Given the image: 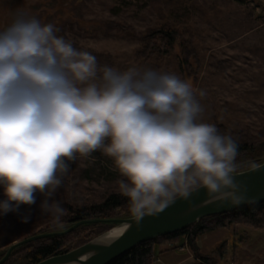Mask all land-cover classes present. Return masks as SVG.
Listing matches in <instances>:
<instances>
[{
    "label": "clouds",
    "instance_id": "1",
    "mask_svg": "<svg viewBox=\"0 0 264 264\" xmlns=\"http://www.w3.org/2000/svg\"><path fill=\"white\" fill-rule=\"evenodd\" d=\"M59 31L20 10L0 30V216L19 215L40 195L41 211L63 228L66 209L54 196L69 162L101 149L125 178L119 191L136 221L200 188L212 200L243 202L239 145L201 122L190 83L150 68L101 66Z\"/></svg>",
    "mask_w": 264,
    "mask_h": 264
},
{
    "label": "rangeland",
    "instance_id": "2",
    "mask_svg": "<svg viewBox=\"0 0 264 264\" xmlns=\"http://www.w3.org/2000/svg\"><path fill=\"white\" fill-rule=\"evenodd\" d=\"M18 10L38 17L42 24L67 20L60 33L74 47L96 56L101 66L120 71L150 68L179 76L191 84L204 108L201 122L214 124L238 144L251 147L264 139V0H0V29ZM163 26L177 29L168 52L153 46L149 37ZM200 91L205 96L200 97ZM69 165L54 196L65 209L119 193L118 181L125 179L102 149L87 157L77 154ZM42 199L38 195L35 205L22 206L19 215L0 216V251L53 225L51 215L40 209ZM22 215L30 216L28 222L21 221ZM239 229L237 236L221 229L198 237L197 245L209 252L225 238L229 251L235 239L247 236L240 264L263 260L264 230ZM17 258L10 254L1 264H19ZM226 259L229 262L230 256ZM193 261L183 247L153 263Z\"/></svg>",
    "mask_w": 264,
    "mask_h": 264
},
{
    "label": "trees",
    "instance_id": "3",
    "mask_svg": "<svg viewBox=\"0 0 264 264\" xmlns=\"http://www.w3.org/2000/svg\"><path fill=\"white\" fill-rule=\"evenodd\" d=\"M36 18L39 20L38 17ZM70 18L73 19L74 16ZM61 21L62 19H49L45 24H54L60 30L57 35L69 40L60 33L63 23L67 20L58 24ZM75 22L79 21L76 20ZM149 37L153 41L151 43L153 46L158 44L160 51L168 52L177 39V29L163 26L152 31ZM238 145L237 171L264 162V139L256 141L251 147H247L245 143ZM66 213L61 218L64 229L70 224L83 219L131 216L129 199L120 192L109 193L97 203L70 204L66 207ZM113 225V223L101 222L81 224L66 234L48 236L23 244L14 249L11 254L17 255L16 260L19 264H34L49 256L61 254L75 248ZM239 228L264 230V202L222 214L203 217L183 230L145 241L109 264H154L153 262L157 257L181 247L188 248L192 253L194 261L191 264H236L241 246L249 240L247 236L243 239H235L236 242L231 245L229 251H227V239L224 238L213 251L209 252H204L197 245V238L221 229L229 230L231 234L237 236L240 231ZM58 229L54 225H50L40 233L57 231ZM3 254L4 251H0V258ZM228 256H230L229 262L226 259Z\"/></svg>",
    "mask_w": 264,
    "mask_h": 264
},
{
    "label": "water",
    "instance_id": "4",
    "mask_svg": "<svg viewBox=\"0 0 264 264\" xmlns=\"http://www.w3.org/2000/svg\"><path fill=\"white\" fill-rule=\"evenodd\" d=\"M243 202L233 204L230 201L212 200L203 188L195 190L187 198L177 197L175 201L154 215H145L136 221L132 215L120 218L83 219L70 224L59 231L39 233L25 237L4 249L0 264L17 247L48 236L66 234L81 224L113 223L109 229L102 231L87 242L64 253L44 258L34 264H109L126 254L135 246L156 237L185 229L199 219L230 212L264 202V162L239 170L236 173ZM100 237H107L113 242L100 243Z\"/></svg>",
    "mask_w": 264,
    "mask_h": 264
},
{
    "label": "crops",
    "instance_id": "5",
    "mask_svg": "<svg viewBox=\"0 0 264 264\" xmlns=\"http://www.w3.org/2000/svg\"><path fill=\"white\" fill-rule=\"evenodd\" d=\"M242 251H240V253L238 254V260H237V263L236 264H240L241 263V259L244 260L242 258ZM245 263V262H244ZM264 264V257H263V260H254V261H251V262H247L245 264Z\"/></svg>",
    "mask_w": 264,
    "mask_h": 264
}]
</instances>
